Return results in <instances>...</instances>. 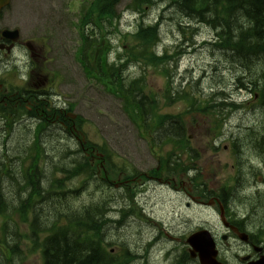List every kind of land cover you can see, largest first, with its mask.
Returning <instances> with one entry per match:
<instances>
[{"label":"rangeland","instance_id":"obj_1","mask_svg":"<svg viewBox=\"0 0 264 264\" xmlns=\"http://www.w3.org/2000/svg\"><path fill=\"white\" fill-rule=\"evenodd\" d=\"M92 1L14 0V6L17 7V27L22 30L23 37L30 38L33 42L44 46L45 55L48 59L50 58L49 65L58 75L55 79L58 84L53 85L52 88L51 85L41 86L50 88L53 95L57 94L65 102L74 104L73 113L80 115L85 120L82 124L85 138L99 145L107 144L113 153L112 161L126 166V175H132L135 171L143 175L159 166L161 158L167 156L171 145H162L161 149L157 147V144L154 145V141L158 142L156 133H146L144 128L140 127L130 113L124 109L122 99L110 92L102 81L90 73V75L86 73L82 62L77 57L82 44L77 21L82 17L83 12L86 13L90 8ZM133 2L134 0H121L118 5V11L122 13V20L119 23L120 31L114 25L106 22L108 35L114 44L119 42V46H122L123 34L132 32L142 15H146L149 21L155 22L164 14L159 50L168 48L172 52L176 46L180 45L182 30L178 27L177 22H187V18L177 12L173 3L165 4V0L159 1L154 7L147 9L144 14L134 16ZM169 4H171L170 7H168ZM166 8L167 10L164 11ZM93 23L91 20L86 29L98 31ZM194 28H190L187 35L197 42V48L195 50L188 48V52L178 58L177 67L172 72L173 83L169 87L173 88L174 92L182 88L196 91L194 86L199 83L198 87L205 96L210 94L211 87L214 88V92L221 91L226 86L233 88L234 71L227 69L225 63V56H228L227 52L229 51L223 52L211 45H204L206 40L207 43H210L214 38L216 29L208 24H203L193 31ZM181 47L185 48L187 44L183 43ZM115 56L116 51H113L112 57ZM229 65L232 66L230 61ZM160 71H156L154 68L142 69L138 65L131 64L124 71V76L127 80L144 77L147 85L146 91L158 95L159 113L178 114L185 111L186 102L183 100L176 99L169 104L166 103L164 95L168 89L166 85L168 77ZM236 72L239 73L240 69ZM251 72L255 73V70H251ZM226 93L229 95V100L234 103L235 100L230 96L234 97L237 93L231 91ZM244 95L248 98L251 94L248 92V96ZM235 104L238 106L229 107L230 105H228V108L222 111L228 119L225 133L222 131L225 135L216 137L210 133L208 121L212 117L209 115L197 114L195 115L197 121L190 122L187 132L188 135H191L189 142L193 148L201 152L196 167L204 174V178L201 179L209 180L208 187H218L219 189L221 183L228 181L233 174L249 171L247 166L250 163L247 161L252 160L254 154L260 158L258 161L264 162V150H261L259 144L255 143L256 140H259V136L249 131L256 128L254 132L262 133L258 127L262 125L264 127L261 108L256 101L247 104L246 108L240 106L238 101ZM217 107L219 108L218 105ZM187 119L192 118L187 117ZM1 123L0 120V168L6 165L7 170L11 174L13 172V177L19 181L18 183L14 182L15 180H12L9 173H3L1 185L4 186L6 192L9 191L6 193L8 198H13L21 193L18 185L25 183V169L31 163L26 148L31 143V131L35 122L28 116H22L17 122V131L14 133H7L8 130ZM261 130L263 131L262 127ZM43 134L41 145L45 152L40 161L41 167L38 174L41 179H45L43 187H47L46 178L55 173V165L62 162L68 164L69 158L66 155L68 159H65L64 151L67 152L68 149L73 152L79 151L81 136L80 138H70L67 133L62 131V128L56 127L48 132L44 131ZM230 139H234L237 143V158L229 149L231 147ZM214 142L216 146H214ZM25 156L26 158L23 159ZM174 162L175 158L172 162L173 167L176 166ZM234 165L235 167H233ZM56 174L63 176L59 170L56 171ZM162 174L163 177L169 179L168 181L173 180L177 185L174 187V182L172 185H168L158 180L145 182L142 178L138 183L136 180L131 181L130 184L135 183L134 189L137 192L136 199L131 202L126 190L127 185L117 184V179L122 178L110 173V176L114 178V185L107 189V196L110 195L109 198L112 199L114 207L109 215L112 221L109 222V227L106 229L105 239L108 248L114 252L120 251L122 248L129 250V264H174L175 259L177 262V257L180 255L175 251L177 249L183 251L187 238L207 220L214 219L210 216L209 211L201 206L194 204L187 206L189 198L184 185L189 191L190 178L196 175L195 170L189 173L162 171ZM49 177L51 178V176ZM165 178L164 180H166ZM90 184L91 186L80 191L81 197L79 198L87 199L91 193L100 190L95 187L94 183ZM229 191L235 194L241 193L238 187L233 184ZM21 195L26 196L27 192H23ZM77 199L78 196L68 194L65 204H76ZM259 200V198L246 199L244 206L246 207L247 204L254 206L257 202L259 204ZM258 204L252 211V213H257V216L253 218L254 225L258 222L257 217L264 219V206L259 208ZM36 206L38 208L34 209L35 215L39 216L40 213L47 223H44L43 227H48L55 219V211L51 208L49 211L46 202H38ZM125 206L128 209L131 207L134 212H117ZM57 208L63 209L64 207ZM116 208L117 210H115ZM242 212H246L245 208H242ZM260 213H262L261 216ZM114 219L118 223L115 224ZM20 230L23 233H28L29 226L22 225ZM156 237H159L157 241ZM150 242H154V244ZM29 243L28 240L23 241L22 249L25 252H27L25 245ZM173 249L175 251L168 259L167 253ZM17 264H42V258L39 253L28 254L23 261L17 258Z\"/></svg>","mask_w":264,"mask_h":264},{"label":"trees","instance_id":"obj_2","mask_svg":"<svg viewBox=\"0 0 264 264\" xmlns=\"http://www.w3.org/2000/svg\"><path fill=\"white\" fill-rule=\"evenodd\" d=\"M120 1L94 0L83 15L81 21V35L85 43L81 49L85 55L83 61L91 74L123 99L124 108L146 133H156L158 142L153 139L154 145L157 144L160 148L162 145H171L167 156L161 158L160 170L156 168L152 172L159 174L161 171L168 173L185 171V166L189 162L187 159L191 160L196 155V150L194 152L190 147L187 133L190 122L197 121L195 115L203 113L214 116L213 129L219 131L222 125L221 116L224 115L222 111L228 108V105L238 106L230 102L227 91L214 92V88L211 87L210 94L203 95L198 87L199 83L194 86L196 91L182 88L174 92L173 88L169 87L173 83L172 72L177 67L178 58L188 48L193 50L197 48V42L187 35L190 28L195 27L192 29L194 31L199 26L208 24L216 29L214 38L210 43L206 40L204 45H211L223 52L229 51L228 56H225L227 69L234 71L237 86L246 88L252 95L258 94L256 101L261 106L264 116V0H165V4L173 3L177 12L187 18V22H177L182 30L180 45L172 53L168 48H165L162 54L158 52L157 45L161 41L162 32L160 24L163 22L161 15L157 22L152 24L141 22L133 32L123 34L122 39L126 47L122 50L123 54L119 53L115 63L111 64L109 53L114 44L108 37L106 22L120 31L118 22L121 14L117 10ZM159 1L163 0H135L133 6L144 14L147 8H151ZM170 6L171 4L168 5ZM91 20L99 29L98 39H92L87 35L86 26ZM183 43H186L187 47L182 48ZM229 61L232 66L229 65ZM130 64L138 65L142 69L161 70L160 72L168 77L166 82L168 89L164 95L166 103L169 104L176 99L183 100L186 102L185 111L178 114L159 113L158 95L146 91L144 77L135 78L133 81H128L124 77V71ZM239 69L240 72H236ZM249 69L255 70V73ZM69 110H74V104H69ZM62 119L68 126L69 135L77 136L72 124L74 121L66 116ZM56 125L60 126L51 123L49 119L40 120L36 133H32L31 143L26 148L31 163L25 169V183L18 185L21 193L27 192L26 196L19 193L20 195L8 198L6 193L9 191L6 192L1 185L3 173H9L14 182L19 181L13 177V172L11 174L7 170L6 165L0 168V264H17V258L23 261L28 254L36 253L41 254L42 264H129V250L122 248L114 252L108 248L105 239L106 229L112 221L109 215L114 207L110 195L107 196V189L114 185V178L110 173L120 178L125 174L126 166L112 161L113 153L107 144L99 145L86 140L80 144L79 151L73 152L69 149L67 152L64 151L65 159L69 158L68 164L62 162L55 165V173L49 175L51 178L49 176L46 178L48 186L43 187L45 179H41L38 174L40 161L45 152L40 143V135L44 129ZM261 127L263 131L260 130L262 133H259L262 135L255 143L264 150V127L263 125ZM254 134L258 136L257 131ZM173 158L175 167L172 166ZM57 170L63 176H58ZM136 172L132 175L125 174L122 179H117V182L132 179L139 174ZM90 183H94L100 190L91 193L87 199L79 198L80 191L91 186ZM204 184L203 179L197 182L199 187ZM132 188L130 185L126 186L131 202L137 194ZM68 194L78 196L76 204H65ZM38 202H46L49 211L51 208L56 213L55 219L51 223L48 222L50 223L48 227H43L46 221L41 214L38 216L34 213V209L38 208L36 206ZM59 206L64 208H57ZM117 212L131 213L132 210L125 206ZM116 222L118 221H115V224ZM25 224L29 226L28 233L20 230ZM24 240L30 241L25 245L27 252L22 249ZM177 260L176 262L175 259L174 264L191 262L186 250L177 257Z\"/></svg>","mask_w":264,"mask_h":264},{"label":"flooded vegetation","instance_id":"obj_3","mask_svg":"<svg viewBox=\"0 0 264 264\" xmlns=\"http://www.w3.org/2000/svg\"><path fill=\"white\" fill-rule=\"evenodd\" d=\"M49 62L44 46L23 37L22 30L17 27V7L14 6V0L1 6L0 105L17 110V106L25 103L32 110L31 106L38 103L37 98H41L46 104L49 103L48 111L52 110L54 102L48 97L51 90L41 86L58 84ZM38 85L40 86L37 87ZM35 110L42 118L51 115L45 110ZM253 157L247 161L250 163L247 166L249 171L236 173L233 178L240 194L219 186V189L211 187L209 194L202 196L191 193L190 188L192 204L205 208L214 218L207 220L203 226L211 232L217 248L216 258L222 264H264V219L257 217L258 222L253 224L257 213L252 211L253 208L256 209L258 202L254 206H244L245 200L252 198L260 199L259 208L264 206V162L258 161L260 158L256 154ZM173 182L170 180L166 183L172 185ZM176 185L174 182L173 186ZM184 187L187 188L186 185ZM241 206L246 212H242Z\"/></svg>","mask_w":264,"mask_h":264},{"label":"water","instance_id":"obj_4","mask_svg":"<svg viewBox=\"0 0 264 264\" xmlns=\"http://www.w3.org/2000/svg\"><path fill=\"white\" fill-rule=\"evenodd\" d=\"M9 0L0 1V5L7 3ZM191 246L190 252L192 257L198 255L201 264H221L216 259L215 243L207 230H201L192 234L187 239Z\"/></svg>","mask_w":264,"mask_h":264},{"label":"bare ground","instance_id":"obj_5","mask_svg":"<svg viewBox=\"0 0 264 264\" xmlns=\"http://www.w3.org/2000/svg\"><path fill=\"white\" fill-rule=\"evenodd\" d=\"M250 93V92H249ZM251 94V93H250ZM230 98H232L231 96H230ZM229 99V98H228ZM231 102V101H230ZM217 104H218V102H216ZM236 103V101H234V104ZM228 120V119H227ZM191 264H198V262H197V259L196 258H194L193 259V261H192V263Z\"/></svg>","mask_w":264,"mask_h":264}]
</instances>
